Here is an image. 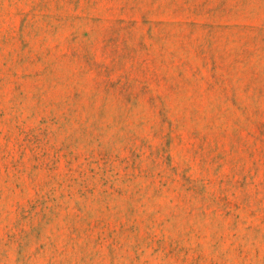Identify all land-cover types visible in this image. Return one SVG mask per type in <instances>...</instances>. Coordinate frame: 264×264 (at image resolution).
<instances>
[{
	"label": "rangeland",
	"instance_id": "obj_1",
	"mask_svg": "<svg viewBox=\"0 0 264 264\" xmlns=\"http://www.w3.org/2000/svg\"><path fill=\"white\" fill-rule=\"evenodd\" d=\"M0 264H264V0H0Z\"/></svg>",
	"mask_w": 264,
	"mask_h": 264
}]
</instances>
